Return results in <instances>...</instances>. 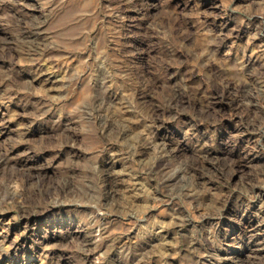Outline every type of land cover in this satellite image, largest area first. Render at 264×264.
I'll return each mask as SVG.
<instances>
[{"label":"rangeland","instance_id":"374dc122","mask_svg":"<svg viewBox=\"0 0 264 264\" xmlns=\"http://www.w3.org/2000/svg\"><path fill=\"white\" fill-rule=\"evenodd\" d=\"M0 264H264V0H0Z\"/></svg>","mask_w":264,"mask_h":264},{"label":"bare ground","instance_id":"6f19581e","mask_svg":"<svg viewBox=\"0 0 264 264\" xmlns=\"http://www.w3.org/2000/svg\"><path fill=\"white\" fill-rule=\"evenodd\" d=\"M26 44H27V46L31 49V50H33L34 51V53H39V51L41 50V48H42V43H43V41H41V39L38 37L39 35L38 34H36V33H34V32H30V33H26ZM43 39H45V37H43ZM42 39V40H43ZM7 42V41H6ZM45 44V43H44ZM44 46H46V44L44 45ZM50 46H48V48H49ZM47 48V47H46ZM31 52V51H30ZM50 65V64H49ZM175 89V88H174ZM237 89V88H236ZM235 89V90H236ZM238 89L239 90H241V88L238 86ZM228 90V89H227ZM177 91V90H176ZM174 92H175V90H174ZM243 92V91H242ZM241 93V92H240ZM181 94V93H180ZM180 94L179 93H177L176 95H175V98L174 99H171L170 101H173V102H175V103H177L178 102V100H175V99H177V98H180L179 96H180ZM230 94V93H229ZM234 95V94H233ZM236 95V94H235ZM171 96H173V95H171ZM227 96V95H226ZM245 96V95H244ZM230 97V96H229ZM233 97H235V96H233ZM247 97V96H246ZM188 98V97H187ZM214 98V97H213ZM181 99V98H180ZM218 100V99H217ZM184 101V100H183ZM182 102V101H181ZM168 103V102H167ZM253 103V102H252ZM170 104V103H169ZM180 105V104H179ZM170 106V105H169ZM178 106V105H177ZM245 106H246V104H245ZM252 106V105H251ZM175 107H176V105H175ZM182 107V106H181ZM211 107V106H210ZM171 108V107H170ZM178 108H179V106H178ZM212 108V107H211ZM156 108H154V110H155ZM221 109V108H220ZM177 110V109H176ZM172 111H174V109L172 110ZM184 111V110H183ZM208 111H209V109H208ZM207 111V112H208ZM257 111V110H256ZM154 112V111H153ZM211 112V111H210ZM258 112V111H257ZM157 113H159V112H157ZM157 113H155L154 115H156L157 117H158V115H157ZM262 114V113H261ZM261 118V117H260ZM259 118V119H260ZM158 121V120H157ZM256 123V122H255ZM206 155V154H205ZM202 160V159H201ZM212 164H214V163H212ZM186 166H188V165H186ZM221 166V165H220ZM223 167V165L221 166V168ZM186 169H184V171H183V169L181 170V172L182 173H187V172H193L194 170L192 169V167H185ZM219 169V168H218ZM222 170V169H221ZM179 171V170H178ZM225 171V170H224ZM176 173V172H175ZM197 173V172H196ZM25 174V173H24ZM174 174V173H173ZM172 174V175H173ZM178 174V176H179V173H177ZM170 175V174H169ZM200 175V174H199ZM167 176V175H166ZM168 177H170V176H168ZM174 177H175V175L171 178V180L173 179L174 180ZM177 177V176H176ZM104 178V177H103ZM200 178V177H199ZM106 179V178H105ZM107 180V179H106ZM112 180V179H111ZM165 181V180H164ZM167 181V180H166ZM170 181V180H169ZM208 181V180H207ZM171 182V181H170ZM112 183V182H111ZM116 186V185H115ZM201 186V185H200ZM113 187V186H112ZM114 188V187H113ZM41 189V188H40ZM111 189V188H110ZM9 191V190H8ZM23 191V190H22ZM38 191V190H37ZM107 191H109V190H107ZM21 192V191H20ZM43 191H41V193H42ZM46 192V191H45ZM85 192V191H84ZM112 192V194L114 193V191H111ZM107 193H109V192H107ZM12 194H14V193H12ZM18 194V193H17ZM22 194V193H21ZM24 194V193H23ZM32 194V193H31ZM45 194V193H44ZM83 194V193H82ZM108 195V194H107ZM106 195V196H107ZM44 197V196H43ZM108 197V196H107ZM108 203H109V200L107 201ZM35 204V203H34ZM26 210V209H25ZM25 212V211H24ZM29 213V212H28ZM40 213V212H39ZM34 214V213H33ZM30 216V215H29ZM95 239V238H94ZM92 242V241H91Z\"/></svg>","mask_w":264,"mask_h":264}]
</instances>
